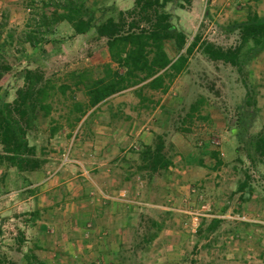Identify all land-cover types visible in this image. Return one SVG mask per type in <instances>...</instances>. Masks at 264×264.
<instances>
[{"label": "rangeland", "instance_id": "374dc122", "mask_svg": "<svg viewBox=\"0 0 264 264\" xmlns=\"http://www.w3.org/2000/svg\"><path fill=\"white\" fill-rule=\"evenodd\" d=\"M135 1L81 0L82 16L117 17ZM58 2L0 0V96L13 100L25 69H40L50 106L28 133L45 163L1 192L0 264H264V156L255 148L264 134V50L247 45L242 72L196 51L166 92L143 81L92 107L85 85L106 63L118 67L107 39L95 29L74 35L62 21L47 42L26 41L38 14L52 15ZM166 9L188 44L200 34L229 48L240 44L250 11L264 17V0ZM166 50L172 58L185 53L174 41ZM160 137L174 164L151 173L145 151ZM6 167L0 161L1 172ZM108 170L135 173L134 183L104 193L114 182L102 178ZM106 203L117 205L114 221L101 212Z\"/></svg>", "mask_w": 264, "mask_h": 264}, {"label": "trees", "instance_id": "16d2710c", "mask_svg": "<svg viewBox=\"0 0 264 264\" xmlns=\"http://www.w3.org/2000/svg\"><path fill=\"white\" fill-rule=\"evenodd\" d=\"M192 0H136L132 8L121 10L117 17H108L97 22L94 18L82 16L81 0H59L55 12L50 15L41 12L36 17V30L26 32V41L36 47L47 42L46 33L67 21L74 35H84L96 30L100 38H106L114 68L106 63L104 75L85 85L89 105L94 107L110 96L139 82H148L153 90L166 92L175 78L187 67L191 55L201 51L213 61H223L243 70V59L250 52L264 50V17L250 11L241 26V42L238 46L225 48L203 39L200 34L188 44L185 32L179 30L172 21V14L166 9L169 4L180 7L191 4ZM61 9V11H59ZM43 33H40L41 30ZM174 41L180 53L172 58L166 50V43ZM250 48L244 51L246 46ZM48 80L40 69H25L24 85L16 92L13 100L0 96V161L9 167H16L20 173L40 169L45 160L38 157L35 145H31L28 133L36 127L40 110L50 113L46 104L49 91ZM255 148L264 156V134H260ZM165 141L153 148L147 147L145 168L151 173L167 171L173 166V160L165 152ZM221 164V161H219ZM246 183H241L243 191ZM215 219L209 230H215L220 224ZM40 264H45L40 262Z\"/></svg>", "mask_w": 264, "mask_h": 264}, {"label": "crops", "instance_id": "0c3cea01", "mask_svg": "<svg viewBox=\"0 0 264 264\" xmlns=\"http://www.w3.org/2000/svg\"><path fill=\"white\" fill-rule=\"evenodd\" d=\"M0 149H2V146L1 145H0ZM36 171H38V170H36ZM3 172H1V170H0V197L2 196V194L4 196V193H1V192H4L5 190L10 189L11 188L10 186H11L12 182L15 183V181H17V178L24 179V176H22L20 174V171L16 167H6V169H4ZM104 173L105 174H102V178H106V179L107 178H111V180L114 181L112 186H110V187L104 186V188H100V189H104L103 190L104 193H108V191H111L113 193H116V192L122 190V188H124V187H122V184H125L126 186H132V184L134 183V182H131V179H133V176L132 175H134V178H135V173L134 174L133 173L132 174L131 173H127L123 177H118L116 175V173H114L111 170H108V172H104ZM15 177H16V179H14ZM127 180H130V182H127ZM25 181H26V179H25ZM21 182L23 183L24 181L22 180ZM39 184L40 183H37V184H35L33 186H39ZM37 190H36V192H37ZM119 193H122V191H120ZM8 195H9V193L6 194V196H8ZM104 206L105 205H102V207H100V209L102 210V211L101 210L100 211L102 213H104V211L108 209V212H110V213H108V215H109V217H112V219L114 221L115 220L114 218H116V216L119 215V213L117 212L118 210H116V206L117 205L115 203H113V204H110L109 203V204H107V206H105V207ZM106 214H107V212H106ZM106 214H104V215H106ZM126 218H128V221L131 220L130 214H127L126 213V217L124 218L125 219L124 222L127 225V223H126L127 222V219ZM116 238L117 237L115 235L114 236V241H115ZM119 244H120V242L119 243H116V246L115 247H118V250H120L122 252L123 250L119 248ZM115 253H116L115 255H118L119 254V251H116Z\"/></svg>", "mask_w": 264, "mask_h": 264}]
</instances>
